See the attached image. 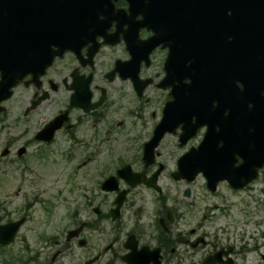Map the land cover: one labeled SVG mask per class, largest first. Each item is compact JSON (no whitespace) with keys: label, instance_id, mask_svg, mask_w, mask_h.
<instances>
[{"label":"flooded vegetation","instance_id":"flooded-vegetation-1","mask_svg":"<svg viewBox=\"0 0 264 264\" xmlns=\"http://www.w3.org/2000/svg\"><path fill=\"white\" fill-rule=\"evenodd\" d=\"M2 1L0 14L4 11L6 15L18 17L16 22V19L14 20V27L20 32L23 31L25 18L27 14L29 16L31 13L30 5L26 4V1L29 0H7L11 4H5V0ZM148 2V0H36L34 2L40 7L39 10H36L41 16L40 27L49 30L48 39L51 42V49L54 54L53 64L45 71L46 74L37 81H33V74L27 75L15 87L11 99L15 96L17 89H21L24 94H28V98L23 102L22 107L21 117L24 120H27L51 101L50 106L56 108L58 106L57 100L61 99L62 107L54 109L50 119L53 121L59 117L62 120H59L57 124L62 126L56 130L55 135L49 142L41 140L40 134L51 121L34 132L31 129H22L20 136L8 139L6 148L2 153L3 157H12L15 154L17 157L25 158L22 157L24 154L27 157L35 152L38 159L44 158L47 156L46 149L52 148V145L56 143L55 141L62 137L70 145L66 150L58 151V153L70 154L74 163L75 158L76 160L77 158L81 159L77 162L74 174L75 177L79 178L78 175L81 170L86 169L88 164L93 161L95 162L96 155L99 153V148L94 149V153H87L88 149L91 148L86 142V139H88L87 131L93 132L97 137L99 135L98 127L111 122V111L119 112L125 108L126 105L123 104L128 97V87L134 93L135 100L140 104L137 112L127 110L125 115L128 116L129 123V118L132 120L134 116L140 120L147 119L144 108L150 103L148 96L151 93L150 89L160 94V97L155 99L158 103V111L151 114L152 119L155 118V122L154 124H151V122L148 127L149 132L142 149L137 154H133L131 158L118 157L115 171L98 184L104 195L113 194L115 197L108 210L105 211L102 205L94 207L93 210L97 215L96 220L80 224L78 227L82 225L84 227L77 239L69 240L68 230L66 242L69 244L75 241L80 245L83 240L85 244L80 246L85 247L87 242L84 238H81L84 231L92 228L102 233L104 222H111V232L113 226L122 225L124 207L131 200L135 190L144 188L151 193L164 195V188L160 184L163 176L165 178L169 177L176 183L190 186L185 179L180 181L174 179L179 157L183 153L174 158V169L167 172L166 155L162 154L160 148L165 144L167 138L173 136L175 137L173 146L178 150L184 148L188 151L191 147L199 145L205 138L208 130L207 126L198 129L193 138L182 145V140H186V135L184 134V125H179L173 132H166L161 137L162 139L157 141L159 143L155 147L156 150L151 164L147 165V161L144 159V149L148 142H155L153 137L157 125L164 118L165 108L173 98L171 88L167 86L166 80H164L167 74L165 65L169 52L167 41L162 40L158 47L152 50L149 63L146 60H142L140 63L137 86L141 94L138 92L135 81L129 75L131 71L123 67L125 62L132 59L129 39H132V45L140 46L142 44L144 48H147L146 42L156 35L153 27H151L152 23L145 25L147 12L142 9V6ZM133 5L138 9L132 11ZM170 43L172 42L170 41ZM15 54H18V52ZM118 84L119 86L116 87ZM115 96L118 97V100ZM44 97L46 99H43ZM87 99H89V102H87ZM34 106L35 109H33ZM193 120L195 121L196 118ZM133 126L137 128L138 124L133 121ZM143 126L146 125L143 124ZM125 127L126 120H123L113 127H109V129L120 132L125 130ZM20 142L21 145L15 152L14 148ZM42 148H45V150H41ZM132 148L134 146L128 147L126 154L128 149ZM20 151H23V154L20 155ZM75 151L76 153H74ZM5 152H7L6 155H4ZM54 153L56 152L54 151ZM126 159L129 161H126ZM123 169L130 170L131 173H138L144 178L145 176L152 178L159 171L157 185L160 189L156 190V188L148 185H140L132 189L127 185L126 179L119 175ZM85 175L87 182L93 181L95 178L90 174ZM111 177L118 178L121 187L119 192L129 191L121 210V218L118 220H114V216L116 217L117 214L113 212V206L119 192L109 193L104 190L103 186ZM81 178H83V175H81ZM178 191L182 199H191L193 196L190 188H181ZM206 192L212 197L218 194V190L215 193H210L207 187ZM159 201L162 203L160 210L153 215H148L146 222L144 219L146 213L140 208L137 215L138 223L134 227L126 229L125 234L127 233V236L125 239V234L123 240L113 238L111 243L104 248V252H111L113 259H119L124 264L132 263L135 252L139 254L135 257L136 260L142 259L144 264H264V252H261L260 248L246 249L244 246L238 247L236 243L231 244L232 238L236 239L237 237L236 232H232L229 226L217 224L220 215L226 214V209L216 205L211 210V213L214 214L213 219L207 220L206 215L204 218L198 217L202 211L197 208L190 209L186 205H176L178 203L177 199L175 197L171 198L170 195L161 197ZM166 201H171L172 204L168 205ZM93 202L90 199V203L93 204ZM117 221H121V223L117 224ZM232 223H234L233 219L231 225ZM144 249L146 250L143 251ZM249 254L254 255L253 263L250 259H247ZM57 255L58 253L52 257L48 264H55L58 258ZM102 258V253H98L88 261L96 259V263L100 262ZM126 258L131 262L125 261ZM110 261L113 264L112 260Z\"/></svg>","mask_w":264,"mask_h":264},{"label":"water","instance_id":"water-1","mask_svg":"<svg viewBox=\"0 0 264 264\" xmlns=\"http://www.w3.org/2000/svg\"><path fill=\"white\" fill-rule=\"evenodd\" d=\"M148 1L142 6L147 12L145 25L152 23L156 35L146 42L147 48L132 45L129 39L132 60L123 67L131 71L129 75L137 84L140 63H149L151 51L165 39L170 50L165 80L172 87L174 100L166 107L155 132L156 143L145 147L147 165L153 162L157 141L167 131L182 124L188 140L207 125L206 138L198 149H191L179 159V173L174 177L192 182L204 173L213 192L222 181H228L236 190L246 187L264 166V0ZM34 2L26 1L31 13L21 32L14 27L18 17L4 11L0 14V115L6 111L1 104L10 99L16 85L28 74H33L34 81L39 79L53 63L49 30L40 27L41 16L36 11L40 7ZM4 3L11 4L7 0ZM137 9L133 5L132 11ZM59 120L56 118L42 130L41 140L51 141L62 126L57 124ZM129 172L123 169L119 175L133 188L141 184L157 188V175L144 178ZM103 186L108 192L120 189L116 177ZM127 192L123 191L115 202L113 212L118 214L114 220L120 217ZM25 221L23 217L0 224V245L13 243ZM83 227L69 231L68 239L78 238ZM84 244L82 240L80 245ZM135 257L131 264H144ZM125 261L131 262L128 258Z\"/></svg>","mask_w":264,"mask_h":264},{"label":"rangeland","instance_id":"rangeland-1","mask_svg":"<svg viewBox=\"0 0 264 264\" xmlns=\"http://www.w3.org/2000/svg\"><path fill=\"white\" fill-rule=\"evenodd\" d=\"M150 90L151 93L148 95L150 103L144 108L147 119L140 120L134 116L132 120L129 118L130 123L128 122V116L125 115L127 110L137 112L140 106L128 87V97L123 104L126 105L125 108L119 112L111 111V122L98 127L97 137L93 132L87 131L86 142L91 146L87 153H94L96 148H99V153L95 162L81 170L79 178L74 174L77 162L81 159L75 158L74 163L70 154L58 153L70 145L62 137L55 141L52 148L46 149L47 156L41 159L36 157L35 152L27 157L24 154L22 157L25 158L17 157L15 154L12 157L2 156L8 139L20 136V131L24 128L34 132L43 127L51 121L53 110L62 107V100H57L56 108L50 106L52 101L47 103L27 120L21 116L23 102L27 100L28 94L17 89L15 96L5 102L7 112L0 116V224L19 220L24 216L28 219L21 228L17 240L8 247H0V264H48L56 253L58 258L55 264H83L98 253H102L103 258L94 264H111L110 260L113 264H124L119 259H113L111 252L105 253L104 248L113 238L123 240L126 229L138 223L137 215L140 208L146 213L145 222L148 215L157 213L162 206L159 199L165 195L175 197L178 201L176 205L199 209L202 212L198 217L204 218L206 215L207 220L213 219L214 214L211 210L216 205L226 209V214L220 215L217 224L229 226L232 232H236L237 237L232 238L231 244L236 243L238 247L244 246L246 249L256 247L264 252V168L249 190L235 192L227 183H221L215 197L206 192L204 177L197 178L192 185L187 186L163 176L160 184L165 194L151 193L144 188L135 190L131 200L124 207L121 220L123 224L113 226L112 232L111 222H104L102 233L92 228L84 231L81 238L87 242L85 247L75 241L70 244L66 242L68 230L78 228L84 222L96 220L94 207L102 205L106 211L114 200L113 194L104 195L98 184L115 171L118 157L131 158L142 149L149 132L148 127L151 122V124L155 122L151 114L158 111L155 99L160 97L158 92ZM59 97L61 98L60 95ZM115 98L118 100L117 96ZM123 120H126L125 130L116 132L109 129ZM133 121L138 124L137 128L133 126ZM174 139L175 137L170 136L160 148L162 154L166 155L167 172L174 169V158L187 151L174 147ZM20 145L21 142L16 144L15 152ZM132 146L134 148L128 149L126 154L127 148ZM162 160L164 161L163 158ZM85 174L92 175L95 177L94 180L87 182ZM181 188H190L192 198L182 199L178 191ZM90 199L94 201L93 204L90 203ZM166 203L172 204L171 201ZM232 219L234 223L231 225ZM121 221H117V224ZM126 236L127 233L124 239ZM247 259L253 263L254 255L249 254Z\"/></svg>","mask_w":264,"mask_h":264},{"label":"trees","instance_id":"trees-1","mask_svg":"<svg viewBox=\"0 0 264 264\" xmlns=\"http://www.w3.org/2000/svg\"><path fill=\"white\" fill-rule=\"evenodd\" d=\"M12 264V263H11Z\"/></svg>","mask_w":264,"mask_h":264}]
</instances>
